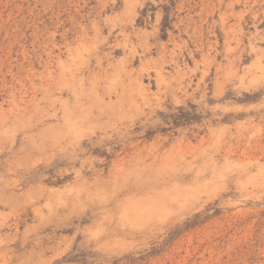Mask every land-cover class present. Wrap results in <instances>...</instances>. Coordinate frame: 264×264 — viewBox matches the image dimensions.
<instances>
[{
	"label": "rangeland",
	"instance_id": "374dc122",
	"mask_svg": "<svg viewBox=\"0 0 264 264\" xmlns=\"http://www.w3.org/2000/svg\"><path fill=\"white\" fill-rule=\"evenodd\" d=\"M0 264H264V0H0Z\"/></svg>",
	"mask_w": 264,
	"mask_h": 264
}]
</instances>
